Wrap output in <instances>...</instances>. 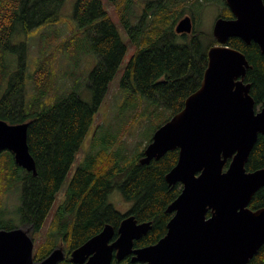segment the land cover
I'll return each instance as SVG.
<instances>
[{
  "label": "trees",
  "instance_id": "1",
  "mask_svg": "<svg viewBox=\"0 0 264 264\" xmlns=\"http://www.w3.org/2000/svg\"><path fill=\"white\" fill-rule=\"evenodd\" d=\"M64 1L0 0V120L12 125L28 124L27 143L36 167V175H33L18 167L12 154L0 152V156L7 157H0V230L18 228L5 218L2 209V197L18 183L23 188L18 208L19 226L31 227L34 232L45 226L93 116L127 52L101 0H77L74 21L83 31L89 32L91 49L98 58L89 75L92 103L83 102L74 92L51 102L49 93L54 74L44 71L42 64L33 76L34 90L30 94L24 75L25 45L15 70L8 71L6 61L12 54L9 41L16 26L30 34L43 26L64 23L60 16ZM178 4L174 0L148 1L136 26L125 22L136 49L123 74V84L132 86L135 93L139 92L152 104L165 107L171 116L179 112L186 98L200 87L208 63V50L217 44L213 35H209L208 43L203 42L204 33L196 30L190 37L175 33L174 26L182 15ZM228 15L226 6L224 16ZM226 46L245 55L250 66L245 82L251 86L255 107L262 108L264 54L254 42L247 45L237 37L230 38ZM97 137L94 135V139ZM91 148L73 173L62 202L54 210L56 222L52 228L50 224L46 228L48 249L40 247L34 253L36 259L48 254L63 232L71 230L73 243H80L95 236L103 223L119 219L120 214L108 203V196L114 189H118L125 200L133 202L130 211L139 223H151L147 235L135 243L137 247L153 245L166 233V225L172 217L166 209L179 195L181 185L168 186L164 176L176 164L178 151H169L161 159L141 165L143 151L135 158L121 160L119 154L115 157L114 151L101 149L98 143ZM94 148H97L95 152ZM228 164L229 160L226 167ZM263 166L264 135H259L245 168L252 172ZM263 207L264 187L255 193L249 204L253 210ZM247 264H264V244Z\"/></svg>",
  "mask_w": 264,
  "mask_h": 264
},
{
  "label": "water",
  "instance_id": "2",
  "mask_svg": "<svg viewBox=\"0 0 264 264\" xmlns=\"http://www.w3.org/2000/svg\"><path fill=\"white\" fill-rule=\"evenodd\" d=\"M231 18H218L212 27L217 44L207 53L208 63L200 87L183 108L157 127L143 149L141 165L177 150L174 167L164 176L168 186L181 185L168 205L172 217L165 235L155 244L133 249V241L150 229L131 216L119 228V238L107 246L111 226L73 251V259L92 255L87 264H110L133 254L140 264H247L264 244V207L253 210L250 201L264 187V166L246 171V163L259 135H264V105L258 109L245 82L250 67L243 53L226 46L237 37L254 42L264 54L263 0H224ZM176 34L193 30L190 16L175 26ZM27 123L0 120V152L33 175L36 167L27 143ZM229 160V164H226ZM34 242L23 228L0 230V264H35ZM95 252V254H93ZM59 249L38 264L63 261Z\"/></svg>",
  "mask_w": 264,
  "mask_h": 264
},
{
  "label": "rangeland",
  "instance_id": "3",
  "mask_svg": "<svg viewBox=\"0 0 264 264\" xmlns=\"http://www.w3.org/2000/svg\"><path fill=\"white\" fill-rule=\"evenodd\" d=\"M148 1L153 0H101L104 9L126 44L127 52L93 116L91 127L76 154L49 216L54 214L57 204L62 201L73 173L83 162L86 154L92 150L91 145L98 143L101 149L114 151L115 157L119 154L121 160L125 158L130 160L145 149L157 127L171 116L170 111L165 107L145 100L139 92H134L132 86L127 83L123 84L122 81L126 66L136 49V44L129 38L125 22L129 26H136ZM174 1L179 2L178 11L182 13L181 18L193 15L196 32L204 33L202 41L208 43V40H211L215 20L218 15L224 16L226 6L223 0ZM76 2L77 0L64 1L60 12L61 18L65 20L64 23L43 26L34 29L30 34L24 33L20 26H16L9 41V50L12 54H9L6 63L8 71L15 70L25 45L24 75L26 89L30 94L34 90L33 76L42 64L44 71H52L54 74L52 91L49 93L51 102L62 99L69 92H74L83 102L91 104L92 95L88 87L89 75L95 68L98 58L91 49L89 32L83 31L74 21ZM96 134L98 137L94 139ZM96 150L97 148H94V152ZM0 157L7 159L5 155ZM22 191V184L18 183L2 197L5 218L11 220L18 228H20L18 208L21 205ZM108 203L121 214L133 206V202L125 200L118 189H114L108 196ZM49 220L50 218L45 226L33 236V254L40 247L48 249L45 231Z\"/></svg>",
  "mask_w": 264,
  "mask_h": 264
},
{
  "label": "flooded vegetation",
  "instance_id": "4",
  "mask_svg": "<svg viewBox=\"0 0 264 264\" xmlns=\"http://www.w3.org/2000/svg\"><path fill=\"white\" fill-rule=\"evenodd\" d=\"M189 16V15H188ZM190 17H191V19H192V22H193V30H192V32L191 33H189V34H184V35H188V36H192L194 33H195V30H196V26H195V19H194V17H193V15H191L190 14ZM220 17H223V18H231V14L230 15H228V16H222V15H218V17H217V19L218 18H220ZM182 19V18H181ZM181 19H179L178 21H177V23L181 20ZM216 19V20H217ZM215 20V21H216ZM176 23V24H177ZM180 35V34H179ZM213 35V34H212ZM214 37V36H213ZM216 40V39H215ZM217 43V42H216ZM64 198V197H63ZM63 200V199H62ZM62 202V201H61ZM55 213H56V211H55ZM55 213H54V215H52V216H48V218H50V220H49V222H48V224H50V226L49 227H51L52 228V225H53V223L54 222H56L55 221V219H54V217H55ZM119 213V212H118ZM120 214V217H119V219H117V220H114L113 221V223L112 222H105V223H103V225L101 226V228L99 229V231L97 232V234H99L104 228H105V226H111V228H112V236H111V238L109 239V241L107 242V246H111V245H113L115 242H116V240L119 238V228H120V225H121V222L125 219V218H128V217H133L134 219H135V214L133 213V212H131L130 211V209L129 210H127V211H125V212H123L122 214L121 213H119ZM48 220V219H47ZM135 221H136V223H138V224H141V223H139L136 219H135ZM47 222V221H46ZM144 223H150V222H144ZM150 228H151V223H150ZM25 230L28 232V235H29V237L33 240V242H34V238H33V236H34V234L35 233H37V232H34V231H32V228L30 227V228H28V229H26L25 228ZM149 232V230L146 232V233H143L141 236H140V238L139 239H136V240H134L133 241V249H138V248H144V247H147V246H140V247H137L136 246V242L137 241H139L143 236H146L147 235V233ZM96 234V235H97ZM93 237V236H92ZM92 237H90V238H92ZM89 238V239H90ZM89 239H86V240H84L83 242H80V243H73V235H72V233H71V230H70V232H63L62 233V235H60L59 237H58V241L55 243V246L53 247V249L48 253V254H46L45 256H43V257H41V258H39V259H36L35 258V256H34V254H33V261H34V263L35 264H38L39 262H41L43 259H45L53 250H55V249H59L61 252H62V254H63V261H61V262H59L58 264H87L88 263V261H89V259L92 257V255L90 254V255H88V256H83V257H81L80 259H78V260H74L73 259V251L74 250H76V249H78L80 246H82L86 241H88ZM117 250L116 249H113L112 251H111V260H110V264H140V263H136V262H133L132 261V258H133V254H130V255H127V256H125L123 259H121V260H119L118 258H117ZM93 254H95V252L93 253Z\"/></svg>",
  "mask_w": 264,
  "mask_h": 264
}]
</instances>
